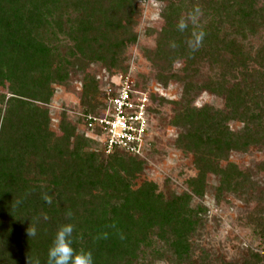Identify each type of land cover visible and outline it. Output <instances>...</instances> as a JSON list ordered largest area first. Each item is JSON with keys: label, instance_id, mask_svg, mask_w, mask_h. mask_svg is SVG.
Instances as JSON below:
<instances>
[{"label": "trees", "instance_id": "obj_1", "mask_svg": "<svg viewBox=\"0 0 264 264\" xmlns=\"http://www.w3.org/2000/svg\"><path fill=\"white\" fill-rule=\"evenodd\" d=\"M142 1L0 0V89L8 91L0 94V264H47L55 233L66 223L74 225L73 248L91 251L94 264H213L204 250L192 256V239L204 223L193 198L204 196L209 176L218 179L217 203L224 195L254 203L247 224L264 242V162L254 170L228 162L232 152L264 148V47L252 57L235 39L264 27L257 0H168L156 49L147 55L159 69V84L181 85L171 126L179 131L176 148L191 155L197 170L187 192L166 195L149 181L135 185L139 158L121 150L105 154L64 115L60 135L51 130L53 85L68 78L75 48L81 60L127 71L118 58L137 41L134 17ZM64 9L66 30L59 15ZM55 26L72 36L75 48L60 54L44 41L40 31L52 34ZM181 59L187 65L174 73ZM99 80L85 77L82 115L100 113L105 96ZM202 92L222 99L223 108L193 106ZM230 123L241 127L233 131ZM93 147L99 151L87 150ZM30 224L37 234L29 238ZM248 254L240 264H264V257Z\"/></svg>", "mask_w": 264, "mask_h": 264}, {"label": "rangeland", "instance_id": "obj_2", "mask_svg": "<svg viewBox=\"0 0 264 264\" xmlns=\"http://www.w3.org/2000/svg\"><path fill=\"white\" fill-rule=\"evenodd\" d=\"M109 1V0H107ZM168 0H145L138 4V13L134 17L133 32L137 35L134 44H127L118 60H123L121 65L127 66V71L122 72L118 68H107L103 62H87L79 59L75 50L72 36L62 34L55 26L53 33L46 28L40 33L47 44L57 47L60 54H65L68 49H74L76 57L70 58L72 66L67 67L68 78L61 84L53 85V97L48 105L51 118L50 128L60 135L58 126L63 115L67 121L76 124L78 130L84 129L78 124L81 117L82 86L86 75L100 77L99 84L103 89L108 77L122 73L130 74L132 80L138 83V89L147 91L150 96L159 103L152 105L154 111L150 115V145L145 155L139 158L143 162L142 172L138 175L135 185L142 181L154 182L158 191L167 195L169 192L180 194L187 192V180L197 174L190 154L176 148L175 139L178 130L171 126L174 116V105L181 94V85L176 80H171L168 87L159 84L157 77L159 69L153 62L147 59L156 49L157 35L164 25L163 14ZM256 6L264 9V0H257ZM69 16L73 14L69 9ZM63 20L62 28L66 30L64 23L67 14L65 9L59 12ZM236 41L244 51L253 57L258 49L264 47V27L256 30L254 34H246L243 37L236 36ZM79 59V60H77ZM187 65L186 60L181 59L174 63L173 72L179 73ZM164 75L166 73L164 72ZM107 78V79H106ZM112 78V77H111ZM6 89H0V94H7ZM161 101H165L160 103ZM208 105L214 108H223V100L216 98L208 92H202L196 96L193 106L196 108ZM241 127L240 123H230L233 131ZM87 150L99 151L98 147ZM225 164V161H220ZM240 169L254 170L256 164L264 162V148H252L246 153L232 152L229 161ZM259 178L262 179L261 175ZM206 190L201 198H193V207L203 208V228L193 237L195 245L193 259L202 256L204 250L213 264L235 262L240 264L244 257H249L250 251L260 257H264V242L256 238L252 233V227L247 224V217L255 210L254 203H249L245 198H234L224 195L220 202L214 199L215 188L218 179L209 176L206 180ZM152 264H170L168 261H155Z\"/></svg>", "mask_w": 264, "mask_h": 264}, {"label": "built area", "instance_id": "obj_3", "mask_svg": "<svg viewBox=\"0 0 264 264\" xmlns=\"http://www.w3.org/2000/svg\"><path fill=\"white\" fill-rule=\"evenodd\" d=\"M101 90L105 99L100 113L81 114L87 136L97 140L107 155L121 150L142 158L150 145V95L135 88L130 74L113 76Z\"/></svg>", "mask_w": 264, "mask_h": 264}, {"label": "clouds", "instance_id": "obj_4", "mask_svg": "<svg viewBox=\"0 0 264 264\" xmlns=\"http://www.w3.org/2000/svg\"><path fill=\"white\" fill-rule=\"evenodd\" d=\"M181 26L183 27V25ZM43 199L47 203H51V198L47 195H44ZM71 217V212L66 213L67 219L70 220ZM44 219H48L46 214L44 215ZM73 232L74 225L72 223L63 224L57 229L52 244L48 249L47 264H94L91 251L73 248ZM36 234L35 226L30 224L27 229V235L30 238L36 236ZM27 264H32V261L28 259ZM35 264H39V260H36Z\"/></svg>", "mask_w": 264, "mask_h": 264}]
</instances>
